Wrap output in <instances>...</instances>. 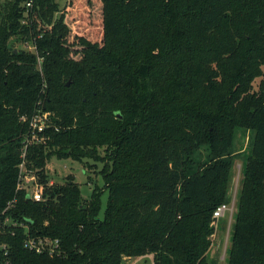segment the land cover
<instances>
[{"label": "trees", "instance_id": "trees-1", "mask_svg": "<svg viewBox=\"0 0 264 264\" xmlns=\"http://www.w3.org/2000/svg\"><path fill=\"white\" fill-rule=\"evenodd\" d=\"M57 11L55 0H8L0 11V213L17 196L12 216L60 238L63 252L37 254L18 234L11 264L148 254L155 264H210L238 131L253 144L227 264H264V0H70ZM40 108L51 126L25 158L45 186L37 202L17 183L30 133L22 118ZM205 146L208 162L193 170ZM100 149L105 187L89 200L72 175L50 183L53 157L82 161Z\"/></svg>", "mask_w": 264, "mask_h": 264}, {"label": "rangeland", "instance_id": "rangeland-1", "mask_svg": "<svg viewBox=\"0 0 264 264\" xmlns=\"http://www.w3.org/2000/svg\"><path fill=\"white\" fill-rule=\"evenodd\" d=\"M8 0H0V11ZM59 11L55 13V18H58L65 10L70 0H55ZM1 15V14H0ZM17 44V43H16ZM18 47L27 50H33L31 43L20 42ZM32 48V49H31ZM29 51V50H28ZM253 133L238 131L235 144L231 150L233 160V168L231 172L232 182L229 187V200L226 202L228 210L224 217L214 221L215 233L212 236L211 251L208 254V261L210 264H227L229 252L232 245V227L235 223L237 214V206L239 200V193L244 181V168L247 163V157L252 148ZM107 153L104 149H100L98 158H84L82 161H75L73 159H57L53 157L48 162V174L50 183L63 184L66 177L72 175L75 177V182L80 184L82 197L89 200L95 188L101 190L105 187L103 181V170L108 163L106 159ZM210 157L209 149L205 146L199 149L193 157L195 166L193 170L198 169L199 164L208 162ZM103 208L105 209L108 202V192L102 197ZM124 264H155L154 256L148 254L147 256L133 257L131 260H126Z\"/></svg>", "mask_w": 264, "mask_h": 264}, {"label": "built area", "instance_id": "built-area-1", "mask_svg": "<svg viewBox=\"0 0 264 264\" xmlns=\"http://www.w3.org/2000/svg\"><path fill=\"white\" fill-rule=\"evenodd\" d=\"M26 8L33 6V1H29L25 4ZM26 22V21H23ZM33 50L30 52L37 53V48L33 44ZM31 48V49H32ZM39 68L42 70V58L38 57ZM52 113L40 108L36 114L31 118L23 116V120L29 121V131L25 139L24 151H23V162L20 166L18 188L17 191L24 192L26 198L42 202L44 199V183L40 182L38 174L34 170H30L26 165V155L28 146L34 143H40L45 141V137L42 135L48 127L51 126ZM18 197H14L9 201L7 207L0 213V264H11V238L20 234L25 236L24 246L28 250L37 254H48L50 256H61L62 252V241L60 238L50 234H38L34 231L33 224L29 219H17L12 216L11 209L18 203ZM228 210V205L223 204L217 208L214 212V220L224 217L225 212Z\"/></svg>", "mask_w": 264, "mask_h": 264}, {"label": "water", "instance_id": "water-1", "mask_svg": "<svg viewBox=\"0 0 264 264\" xmlns=\"http://www.w3.org/2000/svg\"><path fill=\"white\" fill-rule=\"evenodd\" d=\"M69 85V84H68ZM119 117H121L120 115H119Z\"/></svg>", "mask_w": 264, "mask_h": 264}, {"label": "crops", "instance_id": "crops-1", "mask_svg": "<svg viewBox=\"0 0 264 264\" xmlns=\"http://www.w3.org/2000/svg\"><path fill=\"white\" fill-rule=\"evenodd\" d=\"M129 260H131V259H129ZM129 260H128V261H129Z\"/></svg>", "mask_w": 264, "mask_h": 264}]
</instances>
